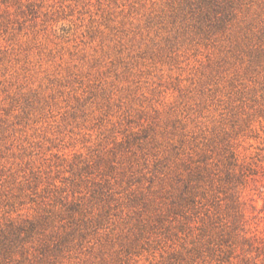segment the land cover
I'll return each mask as SVG.
<instances>
[{
    "label": "rangeland",
    "instance_id": "374dc122",
    "mask_svg": "<svg viewBox=\"0 0 264 264\" xmlns=\"http://www.w3.org/2000/svg\"><path fill=\"white\" fill-rule=\"evenodd\" d=\"M264 0H0V264H264Z\"/></svg>",
    "mask_w": 264,
    "mask_h": 264
},
{
    "label": "trees",
    "instance_id": "16d2710c",
    "mask_svg": "<svg viewBox=\"0 0 264 264\" xmlns=\"http://www.w3.org/2000/svg\"><path fill=\"white\" fill-rule=\"evenodd\" d=\"M260 250V253H259V255L261 256V255H263L264 256V243H263V245L261 246V247H258V251Z\"/></svg>",
    "mask_w": 264,
    "mask_h": 264
}]
</instances>
